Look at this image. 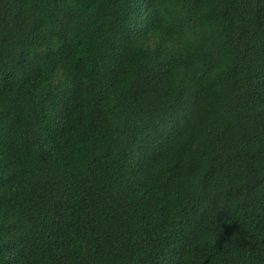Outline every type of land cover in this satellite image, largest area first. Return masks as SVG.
<instances>
[{
    "label": "trees",
    "instance_id": "16d2710c",
    "mask_svg": "<svg viewBox=\"0 0 264 264\" xmlns=\"http://www.w3.org/2000/svg\"><path fill=\"white\" fill-rule=\"evenodd\" d=\"M0 264H264V0H0Z\"/></svg>",
    "mask_w": 264,
    "mask_h": 264
}]
</instances>
